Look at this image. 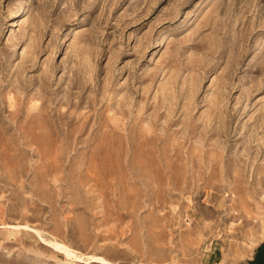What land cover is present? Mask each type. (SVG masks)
Returning <instances> with one entry per match:
<instances>
[{
  "label": "rangeland",
  "instance_id": "1",
  "mask_svg": "<svg viewBox=\"0 0 264 264\" xmlns=\"http://www.w3.org/2000/svg\"><path fill=\"white\" fill-rule=\"evenodd\" d=\"M263 242L264 0H0V264Z\"/></svg>",
  "mask_w": 264,
  "mask_h": 264
},
{
  "label": "trees",
  "instance_id": "2",
  "mask_svg": "<svg viewBox=\"0 0 264 264\" xmlns=\"http://www.w3.org/2000/svg\"><path fill=\"white\" fill-rule=\"evenodd\" d=\"M254 264H264V244L258 248Z\"/></svg>",
  "mask_w": 264,
  "mask_h": 264
},
{
  "label": "crops",
  "instance_id": "3",
  "mask_svg": "<svg viewBox=\"0 0 264 264\" xmlns=\"http://www.w3.org/2000/svg\"><path fill=\"white\" fill-rule=\"evenodd\" d=\"M262 244H264V242L261 243V244L256 248V250L252 253L251 257H249V258H248V261L245 262L244 264H254V261H255V258H256V254H257V250H258V248H259ZM215 264H216V263H215Z\"/></svg>",
  "mask_w": 264,
  "mask_h": 264
}]
</instances>
